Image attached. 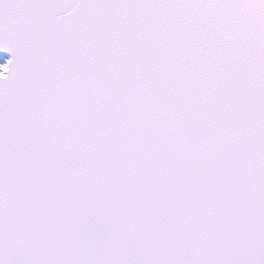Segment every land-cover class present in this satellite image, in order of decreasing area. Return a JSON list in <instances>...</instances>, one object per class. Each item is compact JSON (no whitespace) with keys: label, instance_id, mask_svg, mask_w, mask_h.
I'll use <instances>...</instances> for the list:
<instances>
[{"label":"snow or ice","instance_id":"6c2138e0","mask_svg":"<svg viewBox=\"0 0 264 264\" xmlns=\"http://www.w3.org/2000/svg\"><path fill=\"white\" fill-rule=\"evenodd\" d=\"M0 264H264V0H0Z\"/></svg>","mask_w":264,"mask_h":264}]
</instances>
